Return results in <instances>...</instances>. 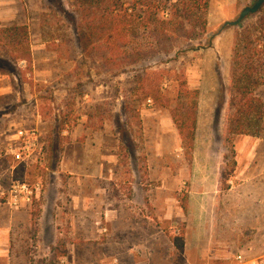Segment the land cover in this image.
<instances>
[{
  "label": "rangeland",
  "instance_id": "1",
  "mask_svg": "<svg viewBox=\"0 0 264 264\" xmlns=\"http://www.w3.org/2000/svg\"><path fill=\"white\" fill-rule=\"evenodd\" d=\"M255 1L210 0L200 40L135 60L124 52L145 39L123 53L94 42L80 0H0V148L29 128L46 146L16 173L41 182L40 198L19 218L1 205L12 225L5 264L264 258V115L255 135L228 132L234 40L254 32L264 5L224 27ZM28 47L31 61L17 58ZM183 82L200 92L192 151L171 116L194 111ZM256 94L264 102V84Z\"/></svg>",
  "mask_w": 264,
  "mask_h": 264
},
{
  "label": "trees",
  "instance_id": "2",
  "mask_svg": "<svg viewBox=\"0 0 264 264\" xmlns=\"http://www.w3.org/2000/svg\"><path fill=\"white\" fill-rule=\"evenodd\" d=\"M80 3L84 16L90 19L89 25L96 29L91 38L94 42H108L115 52L123 53L127 46L145 39L146 42L134 46L137 48L131 47L132 52H124L135 60L149 56L154 50L169 53L178 40H200L207 30L210 8V0H80ZM253 31L237 35L232 48L234 97L232 112L228 114V132L236 135H255L253 129L264 115V102L256 94L264 84V16ZM82 39L86 50V37ZM19 51L17 58L31 61L29 47ZM182 85L194 111L186 113L177 108L171 111V116L184 145L192 151L200 92L188 88L186 82ZM235 165L233 160L232 170ZM223 178L226 179L224 174ZM174 243L182 249L183 237L175 238Z\"/></svg>",
  "mask_w": 264,
  "mask_h": 264
},
{
  "label": "built area",
  "instance_id": "3",
  "mask_svg": "<svg viewBox=\"0 0 264 264\" xmlns=\"http://www.w3.org/2000/svg\"><path fill=\"white\" fill-rule=\"evenodd\" d=\"M45 144L42 134L37 128L20 129L13 138L0 148V167L4 163L11 162V169H5L0 172V176L9 182L7 188H3L0 180V200L3 204L13 209H19L23 206L32 205L39 199L43 186L41 182H28L16 177L18 167H30L39 157L45 154ZM239 261H243L242 256H238ZM242 264H264V258L260 261H251Z\"/></svg>",
  "mask_w": 264,
  "mask_h": 264
},
{
  "label": "crops",
  "instance_id": "4",
  "mask_svg": "<svg viewBox=\"0 0 264 264\" xmlns=\"http://www.w3.org/2000/svg\"><path fill=\"white\" fill-rule=\"evenodd\" d=\"M7 164L8 165L6 166L5 163H4V166L0 167V168L3 169V170H5V169L10 170L12 163L9 161V162H7ZM18 168L16 170V173L18 172ZM1 205H3L2 200H0V216L2 214H5V212H4L5 204H4V208ZM6 207L9 208L12 211L13 214H10L12 217L15 215L18 218L20 217L21 214H23L22 210L27 208V206H23V207H21L19 209H13V208L9 207L8 205H6ZM11 211H10V213H11ZM11 226L12 225L8 224V223L7 224L0 223V264H2V263L5 264L7 262V260H8V258H9V255H8L9 247H10V244H9L10 243L9 242L10 241L9 232L11 231Z\"/></svg>",
  "mask_w": 264,
  "mask_h": 264
},
{
  "label": "water",
  "instance_id": "5",
  "mask_svg": "<svg viewBox=\"0 0 264 264\" xmlns=\"http://www.w3.org/2000/svg\"><path fill=\"white\" fill-rule=\"evenodd\" d=\"M263 5H264V0H256L253 5L244 7L241 10L239 16L235 20L226 21L224 23V27H227V26H237V25H239L248 16H251V15L256 14L257 12H259V10L261 9V7Z\"/></svg>",
  "mask_w": 264,
  "mask_h": 264
}]
</instances>
